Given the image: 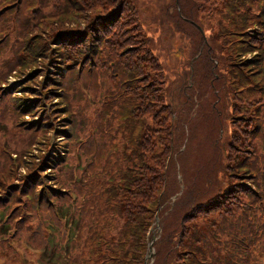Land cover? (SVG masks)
<instances>
[{
    "label": "trees",
    "instance_id": "1",
    "mask_svg": "<svg viewBox=\"0 0 264 264\" xmlns=\"http://www.w3.org/2000/svg\"><path fill=\"white\" fill-rule=\"evenodd\" d=\"M135 1L14 0L10 16L0 13V30L17 37L13 55L21 52L12 61L18 71L10 74L19 83L11 100L23 129L43 136L58 118L50 130L63 134L59 144L37 141L0 183L19 178V194L28 188L35 212L63 202L54 213L60 233H35V245L47 247L48 264H145L155 235L154 264H262L264 0H155V24L149 25ZM35 2L47 15L25 13ZM166 39L188 40L189 62L203 46L202 64L195 61L186 72L182 65L175 84L161 60L164 54L171 61L162 48ZM83 78L107 95L116 128L109 134L107 121L100 129L93 156L101 173L93 168L74 187L77 203L57 172L77 139L68 93ZM212 81L217 105L207 108ZM39 100L43 120L35 119ZM196 102L202 112L191 128L187 111ZM20 169L26 173L19 176ZM16 200L15 193L9 203ZM0 208L6 232V219L15 215ZM157 219L161 233L152 232Z\"/></svg>",
    "mask_w": 264,
    "mask_h": 264
},
{
    "label": "rangeland",
    "instance_id": "2",
    "mask_svg": "<svg viewBox=\"0 0 264 264\" xmlns=\"http://www.w3.org/2000/svg\"><path fill=\"white\" fill-rule=\"evenodd\" d=\"M176 1L178 3V0ZM135 2H137L138 8L140 9L142 23L147 25L151 23L155 24V0H136ZM13 3L14 0H0V13L8 11V15L10 16L12 13L11 9L14 7ZM25 7V13L27 14L31 9H33L34 14L42 11L43 14L47 15L49 12L44 8V4L41 5L38 2H35L32 7H29V4ZM30 17L32 18V15H30ZM208 22L209 19L207 23ZM211 22L214 24V21ZM202 24L204 25L205 21H203ZM208 24V28H211L210 23ZM154 27L155 25H153V28ZM145 29L148 31L147 27H145ZM153 30L154 29H152V31ZM23 38L24 37H21L18 42H22ZM6 41H8V43ZM4 43L5 45L3 46ZM16 44L17 37L15 33L11 35L8 31L3 32L0 30V51L3 48H7L2 55L0 54V92L2 91V94L0 95V179L2 177L1 174H4L5 171L9 170V165L15 164L16 159L26 155V153L29 152L33 146H35L37 141L42 142L46 138H50V141L54 144L63 142V134L50 130L51 127H56L55 121L58 118L51 119L50 125L45 127L46 131L43 132V136H40L42 132L37 131V136L33 138L32 135L27 134L25 129H23L25 124L23 122L21 123L23 117L17 114L12 106L13 101L11 100L15 87L19 85V83H16L18 80L15 73L10 74V71H18L16 68L18 63H12L15 57L21 53L19 50L15 55H13ZM171 44H175V48L171 47ZM162 48L171 55V61L168 57H165L164 54H161V60L169 72L170 81L174 84L176 83L175 79L182 76V65L185 66L183 71H193L195 61H197L203 53L202 46L200 51L197 52L196 57L194 59L191 58L192 60L189 62L188 57L192 56L193 47L189 46L188 40L180 41L175 39L174 41V39H166L164 40V43H162ZM172 49L181 53L180 57L183 56V59L185 60L184 63L182 61L180 62L179 59L175 57ZM201 61L202 59L198 60L196 65H198ZM4 63H6V65H4ZM198 69L201 71L200 68ZM93 80L96 79L93 78ZM77 87L78 88L72 87L68 93V97L71 99L70 107L74 112L75 120H77L79 124L77 139L72 142L69 154L67 155V164L58 170L57 177H59L64 183L65 190H70L72 194H75L74 196L78 203L81 201V197L74 190V187L82 181L84 176L87 177L93 168L97 173H101L99 166L100 162L93 156V151L100 141V129L104 128L105 122L111 121L113 130L108 132L109 134H114L116 124L115 122H112V112L108 107L109 101L107 95L98 85L94 83V81L87 78L80 79L77 81ZM217 87L218 84L213 86L212 81V84L207 92V101L205 103L207 108H210L211 103H214V106L217 105V101H215L216 94L214 93V91L217 90ZM75 90L76 92H74ZM19 93L20 92H18V95H20ZM29 97H31V95ZM37 105H41V109L37 111L35 119L39 118V120H43L45 113V111H42L45 106L44 100H39ZM199 106L200 103L196 102L193 109L191 111H187V119L191 128L194 127L193 123L198 122L202 112V109H199ZM25 119L26 121H29L28 117ZM201 125H203V123H201L200 126ZM201 130V137L204 139L205 131L203 129ZM223 134L224 132L220 134L221 138L223 137ZM41 146H44V144H41ZM105 147L108 148V151L112 150L110 144L105 145ZM184 148L185 146H182V149ZM38 154L39 151L35 150L34 155L37 156ZM194 154L195 153L192 152L188 156V158L190 157L191 162L195 159V156H193ZM45 171L46 170L43 169L40 172L44 173ZM24 173H26L25 169H20L18 171L19 176ZM18 179L19 178L4 180L3 184L0 183V207L1 205H5L7 215L12 213L15 215L12 220L11 217L13 215L6 219V232L0 225V264H48L49 256L47 252L44 256L42 255L43 251L46 250L47 247L44 245H35V233H60L63 229L61 228L62 224L59 222L58 217H54V213H56V210L63 202L53 200L55 206L48 205V207H43L41 205V208L38 211H33L31 208L33 203L32 200H26V196L29 193L28 188L24 187L25 192H21L19 194L22 186ZM45 181H47V179ZM184 189L185 187L182 186L181 192ZM15 193L18 195V200H16L14 204H10L9 199ZM176 196L173 199H175ZM37 197L38 193H36L35 198ZM35 198L33 199L34 201L36 200ZM69 201L71 202V200ZM42 202L44 203V198H42ZM17 205L19 206L16 207ZM17 216L20 221L15 223L14 220ZM0 224H2L1 221ZM158 225L159 220H157V223L152 227L153 233H156ZM158 231L161 233V230ZM156 239L157 237L155 235L152 241L153 249L151 248V256L153 257V260L151 263L150 256L149 264H154L155 261V249L153 245ZM62 258L63 256L60 255L59 260L61 261ZM262 264H264V262H262Z\"/></svg>",
    "mask_w": 264,
    "mask_h": 264
},
{
    "label": "water",
    "instance_id": "3",
    "mask_svg": "<svg viewBox=\"0 0 264 264\" xmlns=\"http://www.w3.org/2000/svg\"><path fill=\"white\" fill-rule=\"evenodd\" d=\"M152 246V243H150V247Z\"/></svg>",
    "mask_w": 264,
    "mask_h": 264
}]
</instances>
